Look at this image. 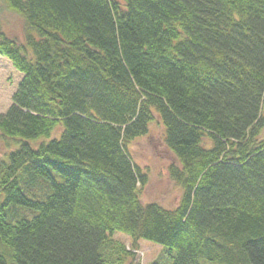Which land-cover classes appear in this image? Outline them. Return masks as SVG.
<instances>
[{"label":"trees","instance_id":"1","mask_svg":"<svg viewBox=\"0 0 264 264\" xmlns=\"http://www.w3.org/2000/svg\"><path fill=\"white\" fill-rule=\"evenodd\" d=\"M2 1L24 43L0 27L21 74L0 113V264H130L140 239L152 264H264V0ZM155 116L173 208L141 200L127 150Z\"/></svg>","mask_w":264,"mask_h":264},{"label":"rangeland","instance_id":"2","mask_svg":"<svg viewBox=\"0 0 264 264\" xmlns=\"http://www.w3.org/2000/svg\"><path fill=\"white\" fill-rule=\"evenodd\" d=\"M0 27L10 38L18 43H24V22L22 17L10 10L0 0ZM21 74L12 66L8 58L0 56V113H3L11 103V96L16 90ZM264 111V105H263ZM59 130H56V135ZM11 140L0 136V156L12 148ZM127 150L133 160L147 175V183L140 191L143 202L156 201L165 208H173L179 201L181 190L169 178L168 168L177 165L173 153L164 142V128L160 119L155 116L149 124L146 135L133 140ZM112 239L121 241L126 247H131L132 240L122 233H114ZM135 258L130 264H152L159 261L162 247L147 240L135 242Z\"/></svg>","mask_w":264,"mask_h":264}]
</instances>
